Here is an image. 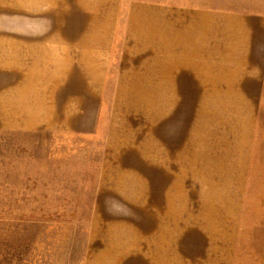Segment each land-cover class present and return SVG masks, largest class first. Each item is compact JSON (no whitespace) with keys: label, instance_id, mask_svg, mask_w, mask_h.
I'll list each match as a JSON object with an SVG mask.
<instances>
[{"label":"rangeland","instance_id":"obj_1","mask_svg":"<svg viewBox=\"0 0 264 264\" xmlns=\"http://www.w3.org/2000/svg\"><path fill=\"white\" fill-rule=\"evenodd\" d=\"M125 4L103 93L0 86V264H264V0Z\"/></svg>","mask_w":264,"mask_h":264},{"label":"crops","instance_id":"obj_2","mask_svg":"<svg viewBox=\"0 0 264 264\" xmlns=\"http://www.w3.org/2000/svg\"><path fill=\"white\" fill-rule=\"evenodd\" d=\"M125 5V0H0V86H17L13 94L20 109L38 113L33 123L48 119L40 110L68 108L62 105L66 95L104 92L127 25ZM194 29L188 22L176 28L189 55L199 45ZM157 31L151 29L154 36ZM56 94L64 95L58 107L51 105ZM5 97L0 95V103Z\"/></svg>","mask_w":264,"mask_h":264}]
</instances>
